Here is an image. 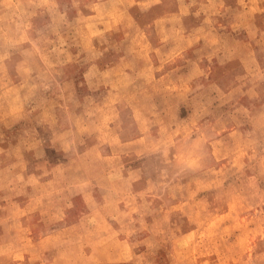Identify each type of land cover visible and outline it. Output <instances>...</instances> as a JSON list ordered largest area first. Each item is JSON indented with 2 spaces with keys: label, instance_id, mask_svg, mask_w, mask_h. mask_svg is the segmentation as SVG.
Returning a JSON list of instances; mask_svg holds the SVG:
<instances>
[{
  "label": "rangeland",
  "instance_id": "1",
  "mask_svg": "<svg viewBox=\"0 0 264 264\" xmlns=\"http://www.w3.org/2000/svg\"><path fill=\"white\" fill-rule=\"evenodd\" d=\"M0 264H264V0H0Z\"/></svg>",
  "mask_w": 264,
  "mask_h": 264
}]
</instances>
